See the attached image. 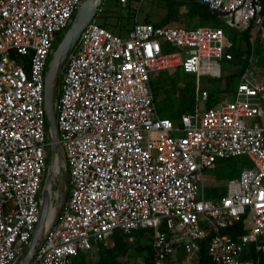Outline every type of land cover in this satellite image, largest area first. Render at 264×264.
<instances>
[{
    "label": "built area",
    "instance_id": "1",
    "mask_svg": "<svg viewBox=\"0 0 264 264\" xmlns=\"http://www.w3.org/2000/svg\"><path fill=\"white\" fill-rule=\"evenodd\" d=\"M81 1L0 0V264H19L39 218L49 146L44 73ZM106 1L59 79L58 170L68 196L28 264H74L114 232L139 229L151 231L152 264L191 263L206 238L212 264H264V74L248 67L232 101L200 108L208 90L199 77H218L219 61L233 59L223 29L136 20L119 35L97 21ZM205 1L264 45L257 0ZM163 42L178 50L164 52ZM168 69L196 79L193 107L177 121L159 116L151 87L152 74ZM242 155L250 166L225 181L223 195L206 196L203 169Z\"/></svg>",
    "mask_w": 264,
    "mask_h": 264
},
{
    "label": "trees",
    "instance_id": "2",
    "mask_svg": "<svg viewBox=\"0 0 264 264\" xmlns=\"http://www.w3.org/2000/svg\"><path fill=\"white\" fill-rule=\"evenodd\" d=\"M262 1L264 3V0ZM163 2L165 6V13L159 19L152 20L149 15H146V17L141 22H151L156 26H169L172 23H176L175 25L189 27L190 24L193 23L194 20H196V23L198 24L196 26H214L222 28L225 36L232 42L231 52L233 54V59L230 60V62L233 64L234 70L229 74L225 75L224 77L219 76L218 82L214 85H211L210 87L204 86L208 90V97L204 105L206 108L213 107L217 104L220 99H222V95L224 93L233 94L235 92L242 73L250 65L251 57L254 56V54H264V45L261 44L259 41H256L254 45H252L250 37L251 33L249 31H236L233 37L230 38L225 33L223 26L219 25L217 22H213L215 21V19H217L218 15L211 13L205 5L199 2V0H163ZM182 7H185L186 9L181 12L180 8ZM134 22L135 21L133 19L132 24L129 28L120 25L117 20L111 21L110 23L105 21L99 24L105 26L116 34L122 32L123 35H125L131 29ZM226 26L228 25L226 24ZM60 39L61 38L58 35L56 40L59 42ZM154 82L155 79L153 78V76H151V87L153 90L154 101L156 104V101L158 100L160 94L159 86L154 85ZM166 90L170 92V95L173 98L171 100L169 108L165 110L166 116L164 115L161 117H167L174 121H177L181 113L189 112L193 107L194 85L192 89L187 93H185V87L180 84H177V86L168 84ZM56 95L57 89L55 93V98L57 97ZM211 186L215 188L218 187L215 185ZM221 187L222 190L220 192H217L216 190H214L215 188H213V191L215 192L206 196L214 197L223 195L225 192V182L221 185ZM135 231L138 232L139 236H147V240L144 243L137 244L136 248H138L139 250H147L145 264H152L151 231L148 229H139ZM133 232L134 231H132L130 234H125L121 231L114 232L111 236L112 245L105 246L103 244H100L95 260L92 261L91 259H87L88 254L79 252L73 260L74 264H122L120 258L128 255L129 248L135 241V239L130 240ZM224 232H226V230ZM206 243L207 238L201 241L200 243L197 258L198 264H212L211 259L206 250Z\"/></svg>",
    "mask_w": 264,
    "mask_h": 264
},
{
    "label": "rangeland",
    "instance_id": "3",
    "mask_svg": "<svg viewBox=\"0 0 264 264\" xmlns=\"http://www.w3.org/2000/svg\"><path fill=\"white\" fill-rule=\"evenodd\" d=\"M186 8L182 7L180 8V11H184ZM165 13V6L163 0H127V2L124 5H121L118 3L117 0H107L102 5V12L97 15V21L98 23L108 22L117 20L120 25H123L126 28H129L132 24V20L141 22L146 15H149L152 20L159 19L163 14ZM195 22V23H194ZM219 25L224 27L225 33L231 38L235 34L236 30L233 27H228L225 24V18L223 15H218L217 19L215 21ZM176 23H172L170 25L174 26ZM198 25L196 23V20L193 21V23L190 24L189 27H194ZM67 28V27H66ZM66 30V29H65ZM64 30V31H65ZM63 32L59 34L60 38L63 36ZM119 35H123L122 32L118 33ZM58 41H55V44L53 46V49L56 46V43ZM163 51L169 52V51H175L178 50L176 47H172L167 43L163 42ZM50 58V57H49ZM49 58L47 60V64L49 61ZM251 65L249 66V70L251 74H254L256 78H261V76L264 73V54H254V56L251 59ZM220 77H224L225 75L229 74L234 70V66L230 61L220 60ZM179 71V73H178ZM63 75V69L60 74V78ZM153 78L155 79L154 85L159 86V98L156 101V109L160 116L165 115V110L169 108L172 100V96L170 95V92L166 90L167 85L171 84L173 86H177V84L183 85L185 87L186 91L185 93L189 92L193 85L195 86V76L193 74H183L181 70L177 69H168L163 71H158L153 73ZM216 75H201L199 77V82L203 86H211L218 82L219 76L215 77ZM182 81V82H180ZM60 86V82H58L56 89H58ZM57 96V95H56ZM222 98H226L227 101H232L233 95L230 93H224L222 95ZM204 101H199L200 108H203ZM166 116V115H165ZM259 121V118H251L247 119V122L250 124L251 122ZM47 152V166L49 162V146L46 148ZM250 166L249 158L245 155L242 156H236L231 158H224V159H218L215 167L213 168H205L203 169V175H204V193L205 195L213 194L215 191H213L212 184H217L215 186H218L214 190L217 192H220L222 190L221 185L229 179H237L240 170L243 167ZM47 170V168H46ZM54 173L56 174V167L54 168ZM46 176V172H45ZM44 176V178H45ZM66 174L62 172L60 179L62 181V188L67 192V187L65 184V177ZM65 177V178H64ZM59 185V180H52V194H55L57 192V187ZM56 197H54L55 199ZM56 200V199H55ZM131 239H135L133 244L130 246L128 255L121 257L120 260L122 261V264H145V257L147 254V250L145 249H138L136 248V245L139 243H144L147 240V236H139L137 231H134L132 233ZM111 240H108L106 243L109 245ZM87 259H91L92 261L96 259V254H88ZM178 264H198L197 259L195 257V260L191 263L186 262H180Z\"/></svg>",
    "mask_w": 264,
    "mask_h": 264
},
{
    "label": "water",
    "instance_id": "4",
    "mask_svg": "<svg viewBox=\"0 0 264 264\" xmlns=\"http://www.w3.org/2000/svg\"><path fill=\"white\" fill-rule=\"evenodd\" d=\"M260 5L259 14L264 18V3L262 0H257ZM205 5L211 13L224 15L225 12L211 7L205 0H199ZM102 3V0H82L75 14L72 17L69 25L63 33L62 38L57 43L52 53L44 73V89H43V105L45 110V119L49 142V162L46 170V176L43 182V197L39 212V218L35 225V229L29 238L26 250L19 260V264H28L29 259L34 254L36 249L41 244L45 231L56 222L64 207L67 192L63 190L62 181L60 179V171L54 173L56 163L60 162V149L57 144L58 131L56 126V111H55V93L56 86L60 79L61 71L64 67L68 55L75 48L78 38L85 26L96 16L97 11ZM59 180L56 195V203L54 206V214L51 221L46 225V218L50 207L52 180Z\"/></svg>",
    "mask_w": 264,
    "mask_h": 264
},
{
    "label": "crops",
    "instance_id": "5",
    "mask_svg": "<svg viewBox=\"0 0 264 264\" xmlns=\"http://www.w3.org/2000/svg\"><path fill=\"white\" fill-rule=\"evenodd\" d=\"M263 74H264V73H263ZM204 88H205V87H204ZM234 93H235V92H234ZM234 93H233L232 95H234ZM222 99H223V98H222ZM109 240H111V238H110ZM103 245H105V246H111V245H112V240H111V242H110L109 245H107V243H104ZM99 246H100V244H94V246H93V248H92L91 250H89V251H85V252H83V253H86V254H97V251H98ZM180 260H181V257L178 256V257H177V260H176L175 262H173V264H178V263H180Z\"/></svg>",
    "mask_w": 264,
    "mask_h": 264
},
{
    "label": "bare ground",
    "instance_id": "6",
    "mask_svg": "<svg viewBox=\"0 0 264 264\" xmlns=\"http://www.w3.org/2000/svg\"><path fill=\"white\" fill-rule=\"evenodd\" d=\"M58 165H59V163L57 162V165L55 166L56 167V174H57V170H58ZM56 195L59 196L58 193H56ZM53 214H54V207H51L49 209V211H48L47 218H46V221H45L46 225H48V223L51 221Z\"/></svg>",
    "mask_w": 264,
    "mask_h": 264
},
{
    "label": "flooded vegetation",
    "instance_id": "7",
    "mask_svg": "<svg viewBox=\"0 0 264 264\" xmlns=\"http://www.w3.org/2000/svg\"><path fill=\"white\" fill-rule=\"evenodd\" d=\"M65 178V177H64Z\"/></svg>",
    "mask_w": 264,
    "mask_h": 264
}]
</instances>
